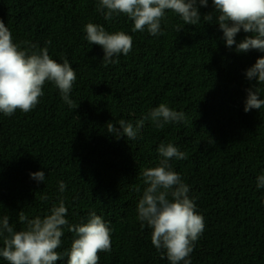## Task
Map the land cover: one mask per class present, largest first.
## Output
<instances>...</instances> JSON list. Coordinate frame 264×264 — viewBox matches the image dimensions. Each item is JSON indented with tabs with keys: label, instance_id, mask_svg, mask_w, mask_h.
Segmentation results:
<instances>
[{
	"label": "trees",
	"instance_id": "1",
	"mask_svg": "<svg viewBox=\"0 0 264 264\" xmlns=\"http://www.w3.org/2000/svg\"><path fill=\"white\" fill-rule=\"evenodd\" d=\"M98 4L0 0V21L21 50L46 47L58 63L69 61L77 76L70 98L78 105L70 108L46 81L30 112L0 113V217L21 230L19 212L43 218L63 200L69 224L87 223L95 212L110 228L111 252L98 253V264H171L137 213L146 188L142 172L159 164V145L171 143L187 154L169 163L205 225L191 264H264V188L256 186L264 175V108L244 111L247 89L256 83L246 69L264 52L236 53L217 23L184 25L171 11L162 35L133 32L126 15L106 20ZM199 11L213 12L212 0ZM87 23L131 35V51L105 66L103 48L86 39ZM246 35L241 30L236 39ZM256 87L264 99V84ZM161 103L185 113V121L160 129L145 120L135 140L107 132V123L119 127L121 119L135 126ZM41 170L44 182L30 177ZM63 232L58 252L75 238L67 226ZM0 264L8 262L0 257ZM56 264H67V257Z\"/></svg>",
	"mask_w": 264,
	"mask_h": 264
},
{
	"label": "clouds",
	"instance_id": "2",
	"mask_svg": "<svg viewBox=\"0 0 264 264\" xmlns=\"http://www.w3.org/2000/svg\"><path fill=\"white\" fill-rule=\"evenodd\" d=\"M212 4L214 11L203 17L199 8L207 7L208 0H99L98 11L106 20L126 15L133 22V32L146 30L153 36L163 34L161 21L166 20V11H171L180 17L184 25L217 23L225 46L229 49L234 46L236 53L251 50L264 52V0H212ZM182 28L177 25L176 31ZM241 30L248 35L238 41L236 37ZM85 32L90 44L103 48L105 66L118 63L113 57L127 55L132 49V36L124 31L109 33L102 25L87 23ZM31 47L36 48L35 45ZM245 75L256 83L247 89L244 111L260 110L264 108V99L260 97L256 85L264 84V56L258 57L246 69ZM76 79V72L67 59L58 63L50 57L46 47L30 54L21 50L13 42L10 30L0 21V113L12 116L17 109L30 112L43 95L46 81L53 82L64 102L76 109L78 105L70 98ZM185 119V113L161 103L138 120L135 126L121 119L119 127L107 123V132L117 138L126 136L128 140H135L145 120L162 129L165 124ZM157 151L161 157L159 164L142 172L146 188L137 204L138 220L142 226L146 223L152 229V244L158 251H165L171 264H180L181 261L191 264L189 257L204 230V219L188 195L189 186L169 163L172 158L187 159V154L171 143H161ZM30 177L44 182L46 176L41 170L30 173ZM256 186L264 188V175L257 177ZM65 188V182H59L60 191H65ZM67 211L63 200L43 218L37 216L30 219L21 211L18 219L25 225L21 230L14 228L8 216L0 217V238L3 239L0 257L8 264H56L64 257H67V264H98V253L111 252L110 228L95 212L90 213L87 223L69 224ZM65 226L75 233V238L69 249L58 252Z\"/></svg>",
	"mask_w": 264,
	"mask_h": 264
}]
</instances>
